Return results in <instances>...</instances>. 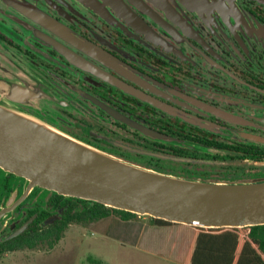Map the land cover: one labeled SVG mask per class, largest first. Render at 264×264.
I'll return each instance as SVG.
<instances>
[{"label": "flooded vegetation", "instance_id": "af4514ba", "mask_svg": "<svg viewBox=\"0 0 264 264\" xmlns=\"http://www.w3.org/2000/svg\"><path fill=\"white\" fill-rule=\"evenodd\" d=\"M15 1L0 0V98L155 173L264 181V0ZM27 185L0 168V244L61 216Z\"/></svg>", "mask_w": 264, "mask_h": 264}, {"label": "water", "instance_id": "95a60500", "mask_svg": "<svg viewBox=\"0 0 264 264\" xmlns=\"http://www.w3.org/2000/svg\"><path fill=\"white\" fill-rule=\"evenodd\" d=\"M150 1L164 6L166 0ZM9 93V100L21 102L15 88ZM0 168L25 179L27 192L39 187L139 217L206 229L264 225V181L204 182L155 173L72 139L4 98H0Z\"/></svg>", "mask_w": 264, "mask_h": 264}, {"label": "trees", "instance_id": "16d2710c", "mask_svg": "<svg viewBox=\"0 0 264 264\" xmlns=\"http://www.w3.org/2000/svg\"><path fill=\"white\" fill-rule=\"evenodd\" d=\"M53 194L57 199L51 203L53 209L62 211L60 218L41 231L35 228L3 242L0 256L34 249L44 243L53 246L71 224L86 225L113 217L128 221L139 217L95 202ZM46 217L47 213L42 220ZM147 218L149 227L138 241L140 248L177 264H264V225L206 229Z\"/></svg>", "mask_w": 264, "mask_h": 264}, {"label": "rangeland", "instance_id": "374dc122", "mask_svg": "<svg viewBox=\"0 0 264 264\" xmlns=\"http://www.w3.org/2000/svg\"><path fill=\"white\" fill-rule=\"evenodd\" d=\"M3 75L0 71V77ZM148 227L147 217L71 224L53 246L44 243L4 254L0 264H177L140 248L138 241Z\"/></svg>", "mask_w": 264, "mask_h": 264}]
</instances>
